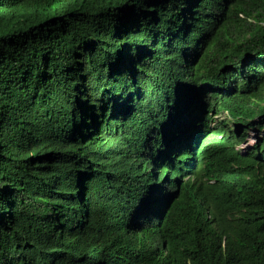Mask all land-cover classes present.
Masks as SVG:
<instances>
[{
	"label": "trees",
	"instance_id": "16d2710c",
	"mask_svg": "<svg viewBox=\"0 0 264 264\" xmlns=\"http://www.w3.org/2000/svg\"><path fill=\"white\" fill-rule=\"evenodd\" d=\"M263 131L264 0H0V264H264Z\"/></svg>",
	"mask_w": 264,
	"mask_h": 264
},
{
	"label": "rangeland",
	"instance_id": "374dc122",
	"mask_svg": "<svg viewBox=\"0 0 264 264\" xmlns=\"http://www.w3.org/2000/svg\"><path fill=\"white\" fill-rule=\"evenodd\" d=\"M216 119H219V120H227V125L233 129V125L231 123V121L229 120V118H227V116L225 114H219V115H216L215 116ZM254 132V131H253ZM253 132H250L249 134L251 135L250 139H257V136L255 133ZM264 132V131H263ZM262 132V133H263ZM253 142H247L246 144H241L238 149H243L249 145H251Z\"/></svg>",
	"mask_w": 264,
	"mask_h": 264
},
{
	"label": "clouds",
	"instance_id": "9594fccd",
	"mask_svg": "<svg viewBox=\"0 0 264 264\" xmlns=\"http://www.w3.org/2000/svg\"><path fill=\"white\" fill-rule=\"evenodd\" d=\"M250 137H251V136H250ZM250 137L246 139V143H247V142H253V143H252L251 145L247 146V147L252 146V145L255 143V141L258 139V136H257V139H250ZM246 143H245V144H246ZM245 148H246V147H245ZM243 149H244V148H243Z\"/></svg>",
	"mask_w": 264,
	"mask_h": 264
}]
</instances>
